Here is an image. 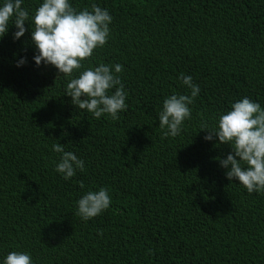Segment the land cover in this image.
I'll use <instances>...</instances> for the list:
<instances>
[{"label": "trees", "instance_id": "obj_1", "mask_svg": "<svg viewBox=\"0 0 264 264\" xmlns=\"http://www.w3.org/2000/svg\"><path fill=\"white\" fill-rule=\"evenodd\" d=\"M42 3L23 0L25 35L14 41L12 24L0 38V264L12 251L33 264H264V192L226 178L216 158L231 147L200 126L244 97L264 109V0H69L113 17L84 68L123 66L128 109L115 121L76 108L68 80L35 64ZM181 73L200 92L181 134L165 137L164 99L190 95ZM55 143L85 171L64 180ZM100 188L109 208L82 220L77 201Z\"/></svg>", "mask_w": 264, "mask_h": 264}, {"label": "clouds", "instance_id": "obj_2", "mask_svg": "<svg viewBox=\"0 0 264 264\" xmlns=\"http://www.w3.org/2000/svg\"><path fill=\"white\" fill-rule=\"evenodd\" d=\"M22 4L23 0H4L0 6V38L12 24L17 29L14 41L25 35L29 10ZM112 20L109 12L95 3L91 11L88 8L77 11L69 0H43L32 17L31 40L38 52L34 56L35 64L38 67L42 63L51 65L58 71L57 78L62 76L68 80L66 96L76 108L87 110L96 119L107 114L115 121L120 118L119 113L128 109L127 92L119 75L123 66L100 63L95 68H84V62L91 60L94 50L107 44ZM25 63L26 59H21L17 67ZM180 80L190 90V95L173 94L164 99L158 119L165 137L181 134L184 122L191 119L190 105L200 92L192 76L181 73ZM200 126L208 133L205 141L218 138L219 145H230L231 152L226 159L216 158L226 170V178L230 182L238 181L248 194L264 192V109L261 105L244 97L233 103L230 111L221 114L218 125L211 130L203 120ZM53 151L60 154L55 171L64 180L73 178L77 171H85V162L73 152L65 151L60 143L53 144ZM79 186L85 187L82 182ZM111 202L107 188L89 190L77 201V215L88 221L106 211ZM152 254L149 250V255ZM4 264H33V261L26 252L12 251Z\"/></svg>", "mask_w": 264, "mask_h": 264}]
</instances>
